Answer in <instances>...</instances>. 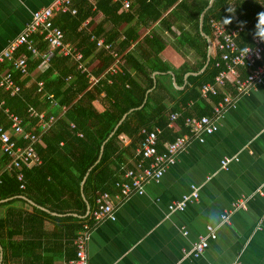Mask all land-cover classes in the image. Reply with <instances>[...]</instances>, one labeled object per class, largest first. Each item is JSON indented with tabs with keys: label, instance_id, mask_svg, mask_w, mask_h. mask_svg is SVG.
<instances>
[{
	"label": "crops",
	"instance_id": "0c3cea01",
	"mask_svg": "<svg viewBox=\"0 0 264 264\" xmlns=\"http://www.w3.org/2000/svg\"><path fill=\"white\" fill-rule=\"evenodd\" d=\"M54 1L0 0V51L20 34L25 24L31 20L34 11L50 6ZM130 1L132 6V0ZM213 2L214 0H211L210 6ZM91 3L93 8H96V4ZM121 3L119 12L130 9L123 8V2ZM178 7L179 5L171 7L165 13L163 20L149 21V24H144L139 19L137 5H135L131 10L135 17L130 23L124 21L117 26L108 21L104 24L103 27L106 30L115 28L119 35L113 42H106L105 37L100 36L97 39V51L104 48L113 56H115L113 50L119 55L121 41L126 39L128 33H132L131 28L134 27L140 34V38L138 41H133L132 45L122 53L118 70L119 65H122L140 88L150 82V77L154 78V86L147 91V97L152 104L149 110L153 111L152 113L160 105L166 108V115H170L173 113V108L178 106L176 112L182 115L188 112V116H191L198 112V102L212 105L214 99L201 97L198 101L191 100L186 108L178 103L184 98L188 89L189 76L201 73L208 63L199 68L200 63L204 58L209 61L215 53L212 34L202 31L208 42L207 51L203 44L192 37L185 43L178 39L182 31L179 23L185 26L184 29L188 30L189 34L194 35L196 31L195 18L192 15L194 11L190 12L184 7L177 9ZM206 11L207 9L200 15V30H203ZM231 14L235 19L238 18L234 10ZM103 19L104 14L99 11L79 27L75 39H67L66 43L77 48L82 55L80 59L71 55L76 60L81 61L83 58V52L77 44L81 39L79 30L91 31ZM165 19L167 21L164 22ZM239 27L243 29V26L236 28ZM154 31L165 41V47L159 55L168 65L166 71H152L151 65L141 63L146 60V53L151 52L145 37L151 36ZM36 35L34 38L39 47ZM92 38L96 37L92 36ZM99 39H103L110 47L98 46ZM96 52L87 56L84 62H80L86 67L89 78L93 75L102 80L106 78L107 72L116 74L117 72L109 70L113 64L108 68L109 71L96 73L102 66L101 58ZM129 53L132 54L128 56ZM43 71L45 70L39 69L35 71V74L29 72L24 75V77H31L27 86H32L38 73ZM70 78L71 76L67 80ZM108 80L112 82L111 78ZM97 83L89 87V90L94 95L92 102L95 109L103 112L111 107L114 99L104 90H98ZM126 85L130 86L129 83ZM0 91L2 96L7 92L3 89ZM37 92L43 91L40 92L37 89ZM40 111L47 114V110ZM65 112L62 117L65 116ZM129 112L122 116L117 127L126 119ZM169 127L173 132L186 133L180 121ZM70 130L78 137L84 136L77 134L76 131H81L80 129L72 130L70 127ZM120 139L124 147H129L134 137L124 132L120 135ZM60 143L63 145L64 141ZM41 144L44 142L42 141ZM140 144L141 140L130 162H136ZM103 150L104 145L102 153ZM3 156L0 150V163L6 159H3ZM225 156L237 157L227 169L221 168V160ZM89 172L81 183L84 198L88 203L87 215L92 209L88 200L89 196L84 192ZM122 175L121 170L119 180L122 179ZM192 184L201 186L199 198L190 203L185 211L169 213V204L189 192ZM105 191L116 195L120 190L114 183ZM58 193L59 190H55V194ZM45 196L55 195L49 192L45 193ZM38 198L46 199L36 187L31 191V195L0 200V219L6 222V227L3 229L5 240L2 241L0 238V264H70L75 258L76 248L73 238L78 231L75 227L77 225L66 228L69 222L63 226L50 217H44L43 223L27 221L25 225L22 222V219L24 221L27 214L33 212L36 206L52 216L67 215L55 209L51 203L46 206L40 205ZM239 198L246 199L245 208L234 210L228 221H222L221 215L227 210H232L234 202ZM116 214L115 220H106L93 230L88 248L90 264H174L182 257L184 248H190L201 235L207 232L208 225L217 228V238L210 242L209 247L200 257L186 258L184 264H264V81L256 85L249 94L243 95L235 107L227 111L219 128L208 135L205 141L193 140L186 150L180 152L177 161L168 168L159 182L148 183L143 195L123 198ZM8 231L13 233L12 237L6 236ZM10 241L29 242V246L25 248L27 254L22 249L21 254L13 258ZM34 251L39 253L35 254Z\"/></svg>",
	"mask_w": 264,
	"mask_h": 264
},
{
	"label": "trees",
	"instance_id": "16d2710c",
	"mask_svg": "<svg viewBox=\"0 0 264 264\" xmlns=\"http://www.w3.org/2000/svg\"><path fill=\"white\" fill-rule=\"evenodd\" d=\"M210 4L211 0H132V6L129 10L119 12L122 7L121 1L98 0L96 8H93L94 6L89 0H73L72 6L77 8V13L57 12L55 14L54 23L64 30L65 41L67 39H75L79 27L99 11L104 14V19L91 31L79 30L81 39L77 44L83 52L81 61L76 60L71 55H63L61 52L56 51L51 59L50 66L45 71L38 73L32 86H27V82L31 79L30 76L24 77L18 71H14L15 79L21 85V91L15 95L6 92L3 96L0 91V96L5 99V105L10 107L12 111L24 116L27 119L26 121H31L28 127H34L36 131H39V119L28 117L27 110L30 105H34L40 110H47L48 116L54 113L59 114L63 105L68 106L65 116L58 117L50 130L43 134L42 141L44 144H41L42 142L37 144L36 147L43 159V163L39 166L25 169L26 188H20V181H18L14 172L6 171L3 174V183L0 185V200L21 195H31V191L37 187V190L40 189L44 198H46L43 200L38 198L37 201L40 205L46 206L51 203L55 209L62 213H67V215L52 216L36 206L33 212L27 214L24 221L22 219L25 225H27V221L43 223L44 217H50L63 226L69 222L65 226L66 228H73L74 225H77L75 227L79 231L88 216V203L84 198L81 183L89 171L84 185V192L89 196L88 200L93 209L96 197L119 180V173L121 170L122 174L124 172L123 165L127 168H135V162H130L129 160L135 156L133 152L143 138V134H141L142 128L151 129L157 125L162 129L158 142L160 151H165V141H174L183 134L173 132L169 127L171 114L166 115L164 106H157L154 109L156 110L154 113L149 110L152 104L150 98L147 97V91L154 86V78L150 77V82L145 87L140 88L138 84L134 83L129 72L124 67L122 68V65H119L120 67L116 74L107 72L106 78L99 80L97 83L98 90H104L107 95L114 99L111 107L103 112L95 109L92 102L94 95L89 90L91 85L89 73L87 70H82L79 64L84 62L87 56L97 51V39L100 36L105 37L106 42H113L119 35L114 30L115 28L112 29L114 31L106 30L103 27L104 24L108 21L113 22L117 26L124 21L130 23L135 17V14L131 12L135 5H137V12L141 22L149 24V21L163 20L165 13L171 7L179 5L177 9L184 7L190 12L194 11L192 15L195 18L196 30L194 35L189 34V31L184 29L185 26L179 23L182 31L178 39L182 43L192 37L200 44H203L205 51H207L208 42L202 31L212 34L211 18L224 22L225 19H228L230 22L226 24L236 27L243 26L238 38L239 45L244 47L252 43V37L256 32L258 14L264 12V0H214L211 6ZM205 9L207 11L204 16L203 30H200V15ZM232 10L238 14L237 19L232 16ZM166 19L164 22L168 20ZM131 30L132 33H128L126 39L121 41L119 56H122V53L132 45L133 41H138L140 38V34L134 27ZM92 36L96 38L93 39ZM36 39L39 41V51L47 50L48 42L43 36L36 35ZM145 41L149 45L151 52H147L145 55L147 61L143 60L141 63L151 65L152 71H166L168 65L159 55L165 47V41L155 31L151 36H146ZM21 52H25L28 55L29 71L35 74V71L39 70L38 65L42 60L41 56L31 53L25 48H22ZM96 53L102 61V66L96 71L98 74L108 70L116 61V57L104 48ZM131 54L129 53L128 56ZM216 61V56H211L209 61L207 58L203 59L199 68L208 63L206 68L201 73L189 76L188 89L184 94V98L178 103L179 105H184L186 108L191 100L198 101L201 98L199 87L206 82L213 81L219 71ZM69 76L71 78L67 80ZM108 78H111L112 82H109ZM39 81L44 82L42 93L37 92ZM127 83H129V87L126 85ZM49 95L51 98H49ZM211 97L214 99L213 103H215L223 97V94L220 93ZM53 98L58 104L51 106ZM213 103L210 105L198 102V112L194 113V115L212 114ZM178 108L176 106L172 111L176 112ZM132 109L133 111H131ZM127 112L129 114L126 119L117 127L122 116ZM188 114V112L187 114H181L177 120L186 129V132L189 130L184 120ZM71 121L76 123L77 129L83 131V137L76 136L70 130ZM0 124H3L6 128L10 127V121L3 108H0ZM113 131L115 132L112 135ZM124 132L134 137L129 147H124L121 144L120 135ZM62 140L64 141L63 145L60 143ZM18 141L20 144L24 143L23 139ZM103 145L104 150L102 153ZM6 157L4 155L2 158ZM55 190H59V193L55 194ZM49 192L56 197L45 196V193ZM5 224L6 222L0 219V238L2 241L5 240L3 232L4 227H6ZM77 233L73 238V243ZM12 235L13 233L8 231L6 236L9 238ZM9 243L13 258L17 255L19 256L22 249L27 254L25 248L29 246V242L16 243L10 241ZM34 253L38 254L39 252L34 251Z\"/></svg>",
	"mask_w": 264,
	"mask_h": 264
},
{
	"label": "built area",
	"instance_id": "2783aa9c",
	"mask_svg": "<svg viewBox=\"0 0 264 264\" xmlns=\"http://www.w3.org/2000/svg\"><path fill=\"white\" fill-rule=\"evenodd\" d=\"M89 1L96 4V0ZM112 1H122L123 8L126 9L131 7L130 0ZM72 3L73 0H55L52 5L37 9L20 34L0 51V90L3 89L11 95L21 91V85L16 81L14 71H18L21 75H27L30 72L29 58L25 52L20 53L22 48L41 56L42 60L38 65L41 70L50 66L56 51L64 55L75 56L77 59L82 57L77 48L66 43L64 30L54 23V16L57 12L77 13V8L73 7ZM210 25L213 50L217 58L216 66L219 71L213 81L204 83L199 90L201 97L206 99H211L212 95H219L220 93L223 94V97L213 103L212 114L185 117V125L189 131L178 136L174 141H167L165 151H160L158 148L159 136L162 132L159 126L141 129L143 138L137 152L135 168L122 166L124 170L122 179L115 182L116 187L120 190L118 194L113 195L111 192L104 191L96 197L95 207L89 212L74 239L76 256L70 264H90L88 248L96 226L106 220H115L117 209L123 198L143 195L148 183L159 182L168 168L177 161L180 152L186 150L193 140L205 141L208 135L219 128L227 111L235 107L243 95L249 94L256 85L264 81V40L254 35L251 44L241 47L238 42L241 27L228 26L215 18L210 19ZM36 34L43 36L48 42L47 50L39 51L34 38ZM98 46L110 47L103 39L98 40ZM113 53L116 56V61L109 70L116 73L118 72V64L121 62V56L115 50ZM79 67L82 70H87L82 64ZM98 80L99 78L90 75V87L96 84ZM38 84V90L42 92L44 82L39 81ZM49 98H51L50 95ZM51 104L57 105L58 103L53 98ZM0 108L4 109L10 121L9 128L0 124V150L3 155L7 156L4 162L0 163V185L3 183L4 172L10 171L15 173L18 181H20V188L23 189L26 187L25 169L43 163L36 147L37 144L42 142L43 134L51 128L58 117L64 114L68 106L63 105L59 114L54 113L47 116L45 112L30 105L27 112L28 117L39 119V131L33 127H28L30 122L6 106L5 100L1 96ZM180 116V112L171 113L169 126H174ZM70 127L75 130L76 123L71 121ZM76 132L79 136L84 135L81 131ZM19 139H23L24 143L20 144ZM234 159L237 157L225 156L222 158L221 168L227 169ZM200 188V185L192 184L189 192L169 204V213L185 211L190 203L199 198ZM245 206L246 199L239 198L234 202L232 210H227L221 215L222 221H228L234 210L245 208ZM216 238L217 228L208 225L207 232L201 235L190 248H184L182 257L174 264H184L186 258L200 257L207 250L210 242Z\"/></svg>",
	"mask_w": 264,
	"mask_h": 264
},
{
	"label": "clouds",
	"instance_id": "9594fccd",
	"mask_svg": "<svg viewBox=\"0 0 264 264\" xmlns=\"http://www.w3.org/2000/svg\"><path fill=\"white\" fill-rule=\"evenodd\" d=\"M230 20L225 19V23H229ZM255 36L261 40H264V12L258 14V22L256 24Z\"/></svg>",
	"mask_w": 264,
	"mask_h": 264
},
{
	"label": "water",
	"instance_id": "95a60500",
	"mask_svg": "<svg viewBox=\"0 0 264 264\" xmlns=\"http://www.w3.org/2000/svg\"><path fill=\"white\" fill-rule=\"evenodd\" d=\"M212 1H213V0H212ZM209 43H210V46H211V40H210V42H209Z\"/></svg>",
	"mask_w": 264,
	"mask_h": 264
}]
</instances>
